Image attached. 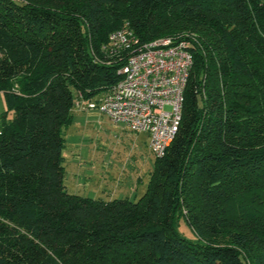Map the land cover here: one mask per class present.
Wrapping results in <instances>:
<instances>
[{
	"label": "trees",
	"instance_id": "16d2710c",
	"mask_svg": "<svg viewBox=\"0 0 264 264\" xmlns=\"http://www.w3.org/2000/svg\"><path fill=\"white\" fill-rule=\"evenodd\" d=\"M124 26L194 65L145 193L105 200L69 191L65 129L121 78ZM0 90V264H264V0H0Z\"/></svg>",
	"mask_w": 264,
	"mask_h": 264
},
{
	"label": "built area",
	"instance_id": "2783aa9c",
	"mask_svg": "<svg viewBox=\"0 0 264 264\" xmlns=\"http://www.w3.org/2000/svg\"><path fill=\"white\" fill-rule=\"evenodd\" d=\"M104 51L110 56L127 52L121 78L99 101L82 95L75 108L98 109L114 123L123 122L134 132H146L155 157L166 154L182 122L186 87L194 58L188 42L161 37L141 42L124 26L110 34Z\"/></svg>",
	"mask_w": 264,
	"mask_h": 264
},
{
	"label": "rangeland",
	"instance_id": "374dc122",
	"mask_svg": "<svg viewBox=\"0 0 264 264\" xmlns=\"http://www.w3.org/2000/svg\"><path fill=\"white\" fill-rule=\"evenodd\" d=\"M76 113L75 110V117ZM95 113L96 116H92L94 121L89 124L83 123L79 117H74V123L65 130L67 139L63 150L66 167L65 183L70 192L105 200L115 197L130 198L129 192L132 188L141 195L130 199L137 200L142 196L149 181L150 171L145 161L146 156L150 155L147 146L143 144L139 149H134L131 139H125L123 142L114 134L107 136L106 130L98 129V127L101 122L104 126L111 127V120L102 115L99 110ZM128 152L131 154V162L122 170L121 165L124 164L122 159ZM106 154L112 157L109 175L103 171L102 167ZM79 162L83 163V168L79 167ZM80 174L83 180L79 186L77 179ZM176 230L190 240H197L196 233L184 219L178 221Z\"/></svg>",
	"mask_w": 264,
	"mask_h": 264
},
{
	"label": "crops",
	"instance_id": "0c3cea01",
	"mask_svg": "<svg viewBox=\"0 0 264 264\" xmlns=\"http://www.w3.org/2000/svg\"><path fill=\"white\" fill-rule=\"evenodd\" d=\"M6 109H7V105H6L5 94H4L3 91L0 90V125H1V122H2L3 115L6 112ZM75 110L77 112L76 113L77 114L76 117H79L80 119H82L83 123H85V124L88 123L89 124V122L94 121V119H93L94 117H92V116H96L95 111H97L98 109L80 110V109L74 107V117H75ZM102 115H104V114H102ZM105 116H107V115H105ZM108 118L111 120L110 117H108ZM100 120H101V117H100ZM111 122H112V126L111 127L104 126V124H102L103 122H101L99 124L98 129H101V130L105 129L107 136H110L111 134H114L115 137L121 138L123 142L125 141V139L126 140L127 139H131L134 149H139L143 144L145 146H147V149H148V152H149L150 155L146 156L145 161H146V164L149 166V168H148L149 171L151 172L153 170V168H154V162H155L154 160H155L156 157L152 154V152L150 150V147H149L150 137H149L148 133H146V132H134V131L130 130L126 126V124L123 123V122L114 123L112 120H111ZM73 123H74V120H73V122L71 124H73ZM95 124H98V123L95 122ZM109 144H110V142H109ZM127 148H129V146H127ZM129 152H128V154L125 153L124 156H123L122 161H123L124 164L123 165L120 164L122 170L124 168L128 167V164L131 162V154ZM111 159H112V157L111 156L109 157L108 154H106L104 159H103V165H102V167L104 169L103 171L106 174H108V175L110 174V171H111V163H112ZM84 160L87 161L86 159H84ZM79 167L83 168V163L82 162H79ZM85 172H86V170H85ZM77 180H78L77 184L80 186L82 184V180H83L82 174L79 175ZM146 189L144 190V192H142V195L145 193ZM139 195H141V194L138 191H136V190H134L132 188L130 189V192H129L130 198L133 197V196H135L137 198V197H139Z\"/></svg>",
	"mask_w": 264,
	"mask_h": 264
}]
</instances>
